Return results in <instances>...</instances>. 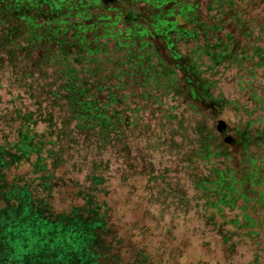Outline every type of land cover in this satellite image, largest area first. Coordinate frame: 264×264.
Returning a JSON list of instances; mask_svg holds the SVG:
<instances>
[{
	"label": "rangeland",
	"instance_id": "rangeland-1",
	"mask_svg": "<svg viewBox=\"0 0 264 264\" xmlns=\"http://www.w3.org/2000/svg\"><path fill=\"white\" fill-rule=\"evenodd\" d=\"M51 1L36 8L22 3L43 26L32 27L34 38L52 33L46 20L56 25ZM178 2L197 5L200 19L218 26L209 29L210 37H222L234 62L210 68L197 46L204 34L177 43L179 65L158 38H146L143 47L105 43V26L119 13L132 8L143 11L141 21L149 19L150 11L131 0L69 12L67 20L87 27L84 44L98 50L85 52L79 64L60 59L55 45L48 54V44L36 40L31 46L22 40L14 61L0 53V143L16 139L15 110L35 111L36 129L47 140L45 170L38 172L35 153L6 167L10 150H2L0 187L6 193L27 189L31 198L34 192L54 213L81 205L87 216L100 205L111 264H264V0ZM12 5H0L6 29L20 21ZM118 21L113 31L126 27ZM68 64L78 80L103 82L98 110L123 132L103 140L76 126L59 86ZM140 65L150 77L134 72Z\"/></svg>",
	"mask_w": 264,
	"mask_h": 264
},
{
	"label": "trees",
	"instance_id": "trees-1",
	"mask_svg": "<svg viewBox=\"0 0 264 264\" xmlns=\"http://www.w3.org/2000/svg\"><path fill=\"white\" fill-rule=\"evenodd\" d=\"M5 1L7 0H0V5ZM10 1H13L12 10L19 16L20 21L15 27L11 25L9 29H6L5 23L0 19L1 55H5L9 61H14L18 51L22 49V40H26L30 46L32 41L36 40L38 43L46 42L48 44L45 47L48 54H51L49 48L55 45L57 48L55 53L60 59L67 61L70 58L79 64L85 57V52L93 55L98 50L90 47L89 42L86 43L87 45L84 44L85 36L82 33L87 30V27L80 21L74 23L67 20L69 12L81 10L82 13L90 7H106L108 9V3L116 0H52L50 9L56 14L52 18L56 25L53 26L50 21L46 20L47 28L45 27V30H51L52 33L46 37L43 34L37 35L38 38H34L36 36L32 35V27L43 26L36 23L35 16L29 15L22 7V3L26 2L28 4H24L25 6L32 5L36 8L41 1L46 0ZM131 1L136 7L141 6V8L149 10V19L144 21L139 19L140 14L143 13L142 10L129 8L123 14L119 13L116 19L105 26V33L102 36L106 40L105 43L111 39L117 45L130 46L139 43L143 47L149 44V40L146 38H158L165 44L170 56L176 61L175 64L179 65L183 56L178 50L177 43L197 41L202 36L201 34H204V41L197 46L201 47L202 53L212 62L213 65H209L210 68L219 66L225 61L234 62L229 58L230 55L222 37L215 35L210 37L209 29L217 31L218 26L210 25L200 19L199 14L195 11L197 5L179 3L178 0ZM65 8L67 13L62 15L60 12ZM76 14L79 15V13ZM118 19L124 21L126 27L113 31L114 26L119 22ZM28 27H31V31L25 32L24 29ZM72 30L76 31L70 34ZM16 46L17 48H14ZM73 48L75 53H71ZM1 55L0 69L3 66ZM49 57L47 56L45 60ZM181 67L186 73V79L190 80V70L184 65ZM135 69L138 70L140 76L150 77L145 67L140 65L138 68H134V72L137 74ZM38 72L42 74L43 70L39 69ZM75 72L77 69L68 64L64 71L66 80L59 86L66 93L67 110L70 112V118L76 120V126L82 131L92 130L93 134L99 135L103 140L110 137L112 132L115 133L114 135H117L119 131L123 132V128L116 126L115 122L111 123L110 116H106L105 113L98 110V105L104 94L103 82L78 80ZM21 73V76L25 78V73ZM143 78L145 79V77ZM52 92L55 93V91ZM52 102L54 103V101ZM14 112L15 118L20 122L16 139L8 144L0 143V154L4 149L10 150L8 155L10 159H8L6 167L12 163L28 160L35 153L36 159L32 163L34 170L36 172L45 170V157L42 155V151L47 140L45 133L38 132L36 129L38 118H35V111L15 110ZM45 118L48 122L52 121L50 116ZM4 183L3 172L0 168V185ZM14 188L12 187V189ZM0 191L1 200L6 197H4L6 192H3L2 187H0ZM6 194L9 198L6 197L5 204L2 205L0 201V264H111L114 261V257L107 254L108 247L104 246L103 235L108 232L107 216L97 214L100 205H96L97 210H92V213L87 216L83 213L86 211L81 210V205L71 208L70 213H54L47 201L36 197L34 192L31 198L27 189ZM90 202H92L91 199ZM89 203L87 204L90 206ZM74 209L81 210V212L73 213ZM71 222H73V227L67 231L66 227ZM137 261L133 264H138ZM140 261L139 264H144L142 259Z\"/></svg>",
	"mask_w": 264,
	"mask_h": 264
}]
</instances>
